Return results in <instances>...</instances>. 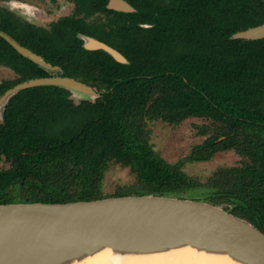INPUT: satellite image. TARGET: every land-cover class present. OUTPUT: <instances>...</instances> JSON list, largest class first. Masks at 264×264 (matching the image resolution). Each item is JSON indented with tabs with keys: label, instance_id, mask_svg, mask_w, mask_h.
Segmentation results:
<instances>
[{
	"label": "trees",
	"instance_id": "16d2710c",
	"mask_svg": "<svg viewBox=\"0 0 264 264\" xmlns=\"http://www.w3.org/2000/svg\"><path fill=\"white\" fill-rule=\"evenodd\" d=\"M71 1L72 14L50 29L0 4V30L52 65L22 55L0 34V64L18 76L0 83V99L20 82L51 75L95 89L38 85L0 103V160L11 163L0 169V204L104 198L100 183L112 160L135 173L134 193L186 196L201 183L184 160L235 149L250 162L220 169L216 185L264 231V38H233L264 23V0H126L135 8L129 12L109 8L110 0ZM81 35L128 62L85 48ZM188 116L214 119L220 130L169 162L149 143L144 122Z\"/></svg>",
	"mask_w": 264,
	"mask_h": 264
},
{
	"label": "water",
	"instance_id": "95a60500",
	"mask_svg": "<svg viewBox=\"0 0 264 264\" xmlns=\"http://www.w3.org/2000/svg\"><path fill=\"white\" fill-rule=\"evenodd\" d=\"M108 7L135 10L126 0H110ZM0 34L22 55L52 68L50 62L7 32L0 30ZM81 37L85 48L103 49L116 60L128 62L106 42L88 35ZM88 38L97 46L87 45ZM233 38H264V23L238 31ZM38 85H60L95 94V89L82 80L51 75L14 85L1 96L0 103L4 105L21 89ZM182 242L217 244L251 264H264V231L260 227L222 206L187 196L138 194L0 204V264H55L83 245L139 249Z\"/></svg>",
	"mask_w": 264,
	"mask_h": 264
},
{
	"label": "rangeland",
	"instance_id": "374dc122",
	"mask_svg": "<svg viewBox=\"0 0 264 264\" xmlns=\"http://www.w3.org/2000/svg\"><path fill=\"white\" fill-rule=\"evenodd\" d=\"M164 2L166 0H156ZM0 4L15 11L24 20L50 29L52 23L60 17L72 14L74 3L71 0H0ZM98 18V17H97ZM17 74L10 67L0 64V83L15 79ZM80 95H75L78 103ZM146 138L153 148L166 160L177 163L186 158L193 147L220 130V122L211 118L188 116L179 123L163 119L145 120ZM250 160L235 149L217 152L206 161H188L182 163L183 170L196 178L201 185L192 188L187 197L207 201L231 210L238 216L249 217L235 204L234 198H226V191L216 185L217 172L220 169L245 167ZM11 163L5 158L0 160V169H6ZM139 182L129 166L115 160L110 161L104 170L100 186L105 197L115 196L120 190L122 195H138ZM119 196V195H117Z\"/></svg>",
	"mask_w": 264,
	"mask_h": 264
},
{
	"label": "bare ground",
	"instance_id": "6f19581e",
	"mask_svg": "<svg viewBox=\"0 0 264 264\" xmlns=\"http://www.w3.org/2000/svg\"><path fill=\"white\" fill-rule=\"evenodd\" d=\"M118 3V2H117ZM123 3V2H122ZM125 5V3H123ZM87 45L97 46L88 38ZM55 264H251L225 248L175 243L155 248H122L83 245Z\"/></svg>",
	"mask_w": 264,
	"mask_h": 264
}]
</instances>
